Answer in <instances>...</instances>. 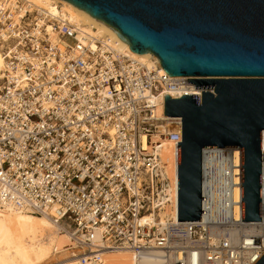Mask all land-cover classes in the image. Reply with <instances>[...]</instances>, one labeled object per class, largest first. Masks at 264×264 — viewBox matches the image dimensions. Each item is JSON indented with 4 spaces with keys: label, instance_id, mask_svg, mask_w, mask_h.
<instances>
[{
    "label": "built area",
    "instance_id": "built-area-1",
    "mask_svg": "<svg viewBox=\"0 0 264 264\" xmlns=\"http://www.w3.org/2000/svg\"><path fill=\"white\" fill-rule=\"evenodd\" d=\"M0 204L48 215L65 226L81 264L106 252H162L166 264H257L262 219L242 222V153L202 151L201 222L178 218L182 120L165 98L196 89L131 50L117 51L63 15L25 0H0ZM176 148L173 180L163 140ZM238 154V155H237Z\"/></svg>",
    "mask_w": 264,
    "mask_h": 264
},
{
    "label": "water",
    "instance_id": "water-1",
    "mask_svg": "<svg viewBox=\"0 0 264 264\" xmlns=\"http://www.w3.org/2000/svg\"><path fill=\"white\" fill-rule=\"evenodd\" d=\"M152 54L169 76L214 93L165 98L182 120L178 222H201L204 149L242 153V222L262 219L264 0H64ZM264 264V256L257 262Z\"/></svg>",
    "mask_w": 264,
    "mask_h": 264
},
{
    "label": "bare ground",
    "instance_id": "bare-ground-1",
    "mask_svg": "<svg viewBox=\"0 0 264 264\" xmlns=\"http://www.w3.org/2000/svg\"><path fill=\"white\" fill-rule=\"evenodd\" d=\"M34 8L50 12L53 15H63L76 24L83 32L93 39L103 40L117 51L131 50L111 28L93 18L64 0H25ZM133 55L152 68L156 56L152 54ZM5 60L0 51V69ZM262 151L264 155V132ZM240 150H236L238 154ZM237 154V155H238ZM176 148L167 139L163 140L162 160L167 164V172L173 180L176 164ZM161 212V220L170 217L178 220L176 211L171 206H165ZM69 230L62 224H56L48 215L32 211L14 210L0 204V264H81V251H75ZM58 255L62 258L56 259ZM53 259V260H52ZM102 264H166L162 252L152 250L148 254L137 256L131 250L106 252Z\"/></svg>",
    "mask_w": 264,
    "mask_h": 264
},
{
    "label": "rangeland",
    "instance_id": "rangeland-1",
    "mask_svg": "<svg viewBox=\"0 0 264 264\" xmlns=\"http://www.w3.org/2000/svg\"><path fill=\"white\" fill-rule=\"evenodd\" d=\"M76 252H77V250H75ZM63 256L62 255H58L57 257H56V259H59V258H62ZM53 260V259H52ZM44 264H50L49 262H47V263H44Z\"/></svg>",
    "mask_w": 264,
    "mask_h": 264
}]
</instances>
